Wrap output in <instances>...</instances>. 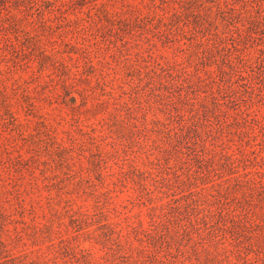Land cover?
<instances>
[{"label": "rangeland", "instance_id": "1", "mask_svg": "<svg viewBox=\"0 0 264 264\" xmlns=\"http://www.w3.org/2000/svg\"><path fill=\"white\" fill-rule=\"evenodd\" d=\"M50 1L0 0V264H264L254 0Z\"/></svg>", "mask_w": 264, "mask_h": 264}, {"label": "trees", "instance_id": "2", "mask_svg": "<svg viewBox=\"0 0 264 264\" xmlns=\"http://www.w3.org/2000/svg\"><path fill=\"white\" fill-rule=\"evenodd\" d=\"M48 1L51 2L50 0H48ZM244 1L247 2V0H243V2ZM254 2L256 3V5L254 6V9H255L256 13H258L260 16L263 17L262 13H264V0H254ZM4 4H6V3H4ZM226 8L229 11H231L232 13H242V11H241L242 9L240 7H237L236 4L234 3V1L233 2L226 1ZM4 9H6V11L10 12V9H9V7L7 5L4 6ZM58 9L61 10V7H59ZM38 10H39V8H38ZM0 12H1V7H0ZM181 12H182V10H181L180 6L179 7L172 6L171 11H170V13H173L174 15L176 13H181ZM250 22H251V26H250V30H251V29H253L251 27H252V24H254V21H250ZM68 44H70V42ZM238 45L239 44H234V45H232V48H234V50H239L240 47H237ZM228 50H230V47H228ZM168 73H170V72H168ZM198 77L200 79H204L203 75H198ZM213 97H215L214 94H213ZM132 229L137 231V226L133 225ZM143 231H145L146 234L150 233L149 231L147 232L146 229L143 230Z\"/></svg>", "mask_w": 264, "mask_h": 264}]
</instances>
